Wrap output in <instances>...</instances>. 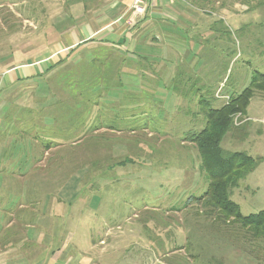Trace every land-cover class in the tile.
<instances>
[{
	"label": "rangeland",
	"instance_id": "1",
	"mask_svg": "<svg viewBox=\"0 0 264 264\" xmlns=\"http://www.w3.org/2000/svg\"><path fill=\"white\" fill-rule=\"evenodd\" d=\"M82 1L83 15L75 11L76 0H0V58L17 47L23 59L35 49L43 55L48 51L40 46L60 33L65 36L56 41L63 45H104L79 59L76 52L68 62L69 52L60 54L61 68L3 90L7 110L20 113L24 123L43 125L39 112L46 111L54 137L49 150L36 143L41 163L27 160L18 170L0 166V174H24L23 167L25 173H45L53 206L66 183L79 184L68 197L74 199L71 206L65 204L61 235L84 252L82 264H264L263 239L243 246L234 239L239 229L223 237L195 215L193 202L184 209L207 190L198 151L187 140L204 127L200 100L220 108L250 85L255 72L264 73V14L251 0H228L219 11L215 3L208 8L159 0L162 15H149L151 7L143 5L142 14L132 9L134 18L110 20L109 35L89 39L100 23L107 26L106 19L90 18L106 4ZM121 29L129 34L114 35ZM241 130L245 134H228L222 146L259 161L232 197L249 216L264 211L263 95L252 99ZM6 140L2 135L0 141ZM30 182L38 187L43 180L32 176Z\"/></svg>",
	"mask_w": 264,
	"mask_h": 264
},
{
	"label": "crops",
	"instance_id": "2",
	"mask_svg": "<svg viewBox=\"0 0 264 264\" xmlns=\"http://www.w3.org/2000/svg\"><path fill=\"white\" fill-rule=\"evenodd\" d=\"M102 1L105 2L106 6L102 7V5H98L91 12L93 15L90 18L95 20L106 19L108 22L107 26L100 23L102 26L99 25V27L88 34L90 36V38L88 37L89 39L95 36L109 35L110 31L108 27L111 26L110 20L118 24L125 20V16L127 15L130 14V17L134 16L131 12L134 0ZM173 2L174 0L170 1V3ZM190 2L194 5H204L208 8L212 6V3H215V8L219 11L225 10L228 0H190ZM252 2L254 3L253 7L256 9V12L264 14V5H261L259 0H252ZM84 4L82 0H76L75 11L77 14L83 15L85 13ZM161 4L163 2L160 3L159 0H144V6L146 8L148 5L151 7L152 11L147 8L149 15H162L164 12L160 7ZM240 7L242 12L249 11L244 5ZM121 30V32H114V35L121 33L120 36H127L129 34L127 33V29ZM60 36L64 38L65 35L63 33H60L59 36L55 35L51 43L40 46L48 51L43 55L37 56L35 52L38 49H35L30 51V54H28L29 58L23 59V54H21V51L18 49L19 47H17L15 51L9 54V57L5 59L3 57L0 58V140L2 135H5L7 127H9L5 125V119L1 116L7 105L2 100L3 90L12 89L24 82L31 83L46 74H51L52 71L58 69V63H61L58 55L70 52L77 46H80L79 52L98 50L104 47L103 44L95 43L83 45L80 41L63 45L60 40L56 41V37L60 38ZM113 46L116 47L115 45ZM43 106L45 107V105ZM43 116V125L40 126L45 131H48L51 116L46 111L43 112ZM7 131L10 130L8 129ZM7 137L9 141H0V166L7 167L10 170H18V167L25 159L29 163L33 162L35 166L36 142L33 141V150L28 157L16 155V153H12L10 156L7 154L5 157V148L9 147V144L12 143L9 136ZM7 143L8 145H6ZM41 162L42 160L38 163ZM14 165H17V168L14 169ZM22 170L24 174L14 171L6 172L5 170H2V174H0V264H82V261L85 259L84 252H80L77 247H73L61 235L65 224L63 218L67 213V206L65 204L71 206L74 199H68V197L76 193L79 184L76 182L70 186L69 183H66L59 190V203L53 206L51 199L52 191L50 187L46 186L47 183H50L49 176L42 172L25 173L24 167ZM32 176L35 180H43V183L35 187L30 182ZM5 196L8 197L6 198L7 204H5ZM11 200L16 201L15 206L9 202ZM40 201L43 205L40 204ZM86 218L88 217L85 216ZM89 218L93 219L94 217L89 216ZM89 243L90 241L85 242V244ZM101 243L106 244L107 242L103 241ZM92 244L95 245L94 240H92ZM92 248L91 245L90 249Z\"/></svg>",
	"mask_w": 264,
	"mask_h": 264
},
{
	"label": "trees",
	"instance_id": "3",
	"mask_svg": "<svg viewBox=\"0 0 264 264\" xmlns=\"http://www.w3.org/2000/svg\"><path fill=\"white\" fill-rule=\"evenodd\" d=\"M84 7L86 9L85 4ZM82 44L84 45L86 42ZM79 47H75L68 53L65 57L67 62L69 57L76 52H78L76 57L80 58L83 52H79ZM93 58L96 59L94 54L91 56L92 60H94ZM58 64V68H61V63ZM73 87L76 89V84ZM77 93L78 91L75 92V94ZM257 94L264 96V73L260 72L253 74L250 85L241 94L228 97L227 101L220 108H212L209 102L200 100V114L203 115L204 127H201L200 131L196 130L198 132L190 134L187 139L195 145L198 151L200 172L204 175L207 190L199 197H191L184 205V209H189L191 204L194 203L192 211H194L196 216H202L210 222V228L213 229L212 233H218L226 237L228 236V232H230L229 230L234 231L235 229H239V231H234L239 233V236H236L234 239H237L238 243L243 246H248L247 243H253L255 240H264V211L244 216L240 206L232 200V197L234 190L239 186L240 182L255 171L259 161L245 153L232 152L223 148L222 142L230 133L235 138L245 134L241 128H244L246 125L247 110L252 99ZM80 99L83 102L82 92H80ZM74 101H77V99H74ZM81 102H76L78 103V108L80 104L83 105ZM9 112L10 109L7 110L6 106L4 115L7 116L5 117L6 119L4 118V122L9 127L6 129L5 135L9 136L12 145L9 144V147L5 148V157L7 154L10 156L12 153L28 157L33 150V141L36 143L41 141L40 147L47 150L51 149L53 143L52 137H54L51 133V125L49 130L45 131L40 125L22 122L20 113H14L13 111L10 114ZM43 112H39L42 115L41 120L44 118ZM56 116L62 117L61 115ZM236 120H240V125L237 124ZM8 129L10 131H7ZM20 149L22 150L20 151ZM39 158L42 157L37 158L35 156L34 162L38 163ZM26 163L27 159L21 164ZM28 164L34 165L33 162H28Z\"/></svg>",
	"mask_w": 264,
	"mask_h": 264
},
{
	"label": "built area",
	"instance_id": "4",
	"mask_svg": "<svg viewBox=\"0 0 264 264\" xmlns=\"http://www.w3.org/2000/svg\"><path fill=\"white\" fill-rule=\"evenodd\" d=\"M144 0H134V3H133V7L132 9L135 11V12H138V14H142L145 9H144ZM219 97V96H218ZM228 99V98H227ZM226 99V100H227Z\"/></svg>",
	"mask_w": 264,
	"mask_h": 264
}]
</instances>
